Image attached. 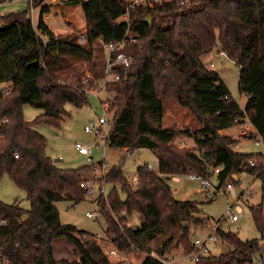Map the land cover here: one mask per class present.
<instances>
[{
    "label": "trees",
    "instance_id": "trees-1",
    "mask_svg": "<svg viewBox=\"0 0 264 264\" xmlns=\"http://www.w3.org/2000/svg\"><path fill=\"white\" fill-rule=\"evenodd\" d=\"M46 1L29 0L25 10L0 16V87L10 90L0 109V117L10 121L0 131V178L9 176L30 202L27 211L17 202H0V215L7 221L0 226V249L8 263L111 264L95 235L62 223L56 206L62 200L85 201L80 185L91 167L59 168L47 155L48 141L34 130L39 124L62 129L71 116L67 105L82 109L89 104L88 91L94 82H85L76 66L85 63L95 73V57H104L100 39L125 42V52L134 58L128 79L108 88L115 93L110 104L109 148L150 151L159 166V172L149 170L147 163L140 166L134 187L123 173V157L102 178L121 185L126 194L122 200L114 188L107 199H98L105 233L114 245L125 255L151 254L150 244L161 238L155 250L160 257L179 246L191 252V227L201 226L206 219L196 216L195 202L174 197L168 179L188 173L209 176L218 168L215 181L219 187L226 182L236 184L243 173L261 181V203L250 207L260 237L242 241L218 227L215 233L230 249L197 264H241L251 252H264L260 212L264 166H249V161L264 153L233 149L239 139L254 140L250 135L233 139L219 133L248 122L264 149V0H188L183 6V0H173L153 8L129 9L132 0H68L69 5L83 10L84 44L77 35H56L46 25L43 16L50 12L49 6H43ZM38 8L41 15L35 27L32 9ZM122 17L125 20L120 22ZM216 46L239 69L238 90L246 96L243 109L202 59ZM178 98L188 101L195 111L203 124L201 131L160 129L158 101ZM25 105L43 113L27 122ZM182 138L193 140L196 146L180 148L177 141ZM134 212L140 214L141 223L128 227ZM60 238L74 246L76 259H55L53 243ZM142 264L160 263L148 255Z\"/></svg>",
    "mask_w": 264,
    "mask_h": 264
},
{
    "label": "rangeland",
    "instance_id": "rangeland-1",
    "mask_svg": "<svg viewBox=\"0 0 264 264\" xmlns=\"http://www.w3.org/2000/svg\"><path fill=\"white\" fill-rule=\"evenodd\" d=\"M4 1L6 0H0V4ZM24 5H26V3L20 0L12 1L4 6H0V14L9 11L18 12L19 10H22ZM43 6L50 7V12L45 14L43 18L46 25L49 26L56 35H67L71 30H73L72 33L77 35L79 38H81V35L85 34V17L80 6L69 5L68 0H47ZM38 9H36V11L32 14L33 22L37 25L41 15V8ZM124 20V17L119 19L120 22ZM202 59L209 69L215 70V72L218 73L221 81L229 91L232 98L239 104V107L243 109L246 104V96L238 90L239 69L235 62L220 53L218 46H216L212 52L203 56ZM100 60L104 61V57L101 59L99 56H96L93 64L97 63L98 65ZM100 63L103 67L102 62ZM212 63L214 65L213 67H211ZM91 73L96 80L100 79V77L96 78V71L95 73L91 71ZM106 97L107 94L101 95V98ZM66 109L71 116L66 120L62 129H57L47 124H39L34 127V130L48 141L47 155L51 157L54 162L57 159L60 160L55 162L56 166L62 169H67L81 168L88 165L87 159L79 156L75 151L74 145L76 143H80L91 148L92 156L96 163H99L105 157V162L108 165V169H106L105 172H108L113 166L120 164L123 157H125L122 150L109 148L105 146V142L103 140L95 138L94 136L88 135L84 132L86 125H89L90 123H97L99 118L102 116L103 110L100 101L90 95L89 104L84 106L82 109H77L73 105H67ZM23 112L27 122L34 121L43 113L42 110L34 108L30 105H25L23 107ZM179 124L181 123L178 122V125ZM237 132L238 129L235 127V129H230L228 134L236 136ZM188 143L191 148L195 147L191 146L192 144L190 142ZM233 149L243 153H264L262 144L249 139H239L238 144L235 145ZM143 153H146L149 162L154 166L155 172L159 168L155 156L150 151H135L133 156L125 157L123 160V173L130 185L134 187L139 182L137 169L145 164ZM254 161L257 163V166L261 165L264 163V157L259 159L254 158ZM102 172V169L98 166H94L93 168L91 167V173H84L86 176L85 181L95 179L97 182H103L101 178ZM240 177L241 182L233 185L237 196V199L234 201L229 200V197L224 193V190L217 193L216 200H211L208 198L207 193H199L201 192V187L197 183H193L185 179L181 183L177 184L168 179V183L171 186L174 197L179 201L195 202L198 206L196 216L203 220L206 219L201 226L191 227V240L194 241L197 238L206 240L211 235L215 236L217 240L216 244L209 243L211 247V256H218L226 253L230 249L229 244L222 241L215 233L216 224L224 232L236 234L242 241H250L259 239L260 237L251 219L250 207L255 205L257 206L261 203V181L258 178L246 173L241 174ZM103 183L105 184L108 195L111 190L115 188L121 199L125 200L126 194L122 190L121 185L106 182ZM0 202L10 205L17 202L24 211L30 209V202L27 200L26 192L19 188L7 175L0 178ZM98 203V199L95 202H92L86 197L85 201L78 204L69 200H62L57 202L56 206L59 210L62 223L72 224L80 231L94 234L95 237H101L102 240H100L99 244L103 246V243L106 241L110 242L112 237L105 233L106 223L99 214V211L101 210L97 205ZM233 203L241 208V215L237 222L230 224L226 219V208L228 204ZM263 204L264 203H262V205ZM88 213H96L97 216L90 219L86 216ZM24 216H26V213H24L23 217ZM140 223V214L138 212H134L129 217L128 227H136L139 226ZM160 240L161 238L150 244V247L153 249L151 254L143 252L139 255L124 254V256L132 264H142L146 256H158L156 255L157 253L155 250L157 245H159ZM53 250L57 261H72L77 258L74 246L67 242L64 238L54 241ZM189 253L190 252H186L184 250L183 246H179L172 249L164 257L169 261H172L173 264H195L186 259V256Z\"/></svg>",
    "mask_w": 264,
    "mask_h": 264
},
{
    "label": "built area",
    "instance_id": "built-area-1",
    "mask_svg": "<svg viewBox=\"0 0 264 264\" xmlns=\"http://www.w3.org/2000/svg\"><path fill=\"white\" fill-rule=\"evenodd\" d=\"M14 0H6L4 3H8ZM29 2V0H27ZM173 0H132L128 6L127 9L133 8L135 6H147L149 8H153L156 4L161 3H171ZM188 2V0H183L180 2V5H185ZM34 9H32V12ZM79 42L81 44L86 43L87 38L86 35L83 34L80 36ZM104 49V67H103V76L100 79H94V86L91 90L88 91V94L91 95L93 98H96L100 101L102 105L103 114L99 118L97 123H90L89 125H86L84 128V132L88 135H92L95 138L101 139L105 142V146L109 147V135L110 130L112 127V116L110 114V104L113 100L115 93L109 91V86L113 84H117L123 81H126L128 79L129 73L132 69V66L134 64V58L129 53L125 52V42H110L105 43L103 40H99ZM213 63L211 64V67H213ZM87 82V80H85ZM10 93V90H7L3 87H0V109L1 105L4 99L5 95H8ZM102 94H107L106 98H101ZM10 121L8 118H2L0 117V131L3 127L9 125ZM243 129L240 131V135L248 137L250 135L251 137H254V141L257 143L262 144L261 138L256 136L254 128L251 127V125L248 122H243L242 125H240ZM257 137V138H256ZM251 140L250 138H248ZM177 145L180 148H189L190 145L188 143V138H182L177 141ZM263 145V144H262ZM192 146V145H191ZM75 151L80 155L87 158L88 166L94 167L98 166L102 169V177L105 175L106 169H108V165L105 162V157L102 161L99 163H96L93 156H92V150L89 147H86L80 143H76L74 145ZM137 151H146V150H137ZM136 151V152H137ZM122 152L125 157L133 156L135 154V151H132L130 148H124L122 149ZM18 156H16L17 158ZM156 158V157H155ZM157 162L158 159L156 158ZM148 169L151 171H155L154 166L149 162H147ZM250 167H261L264 166V163L257 166V163L254 160L249 161ZM263 170V167H262ZM156 172H159V168ZM219 173V169L215 168L212 169V172L209 176H204L196 173H188L185 175H175L171 177V182L175 183H181L183 180L187 179L193 183H197L201 187V194L208 195V198L211 200H216L217 193L224 190V193L229 197L230 201H234L237 199L236 192L233 188L232 183H225L222 187H219L217 182L215 181V176ZM241 174L237 177V183L241 182ZM80 187L85 191L86 197L89 201L95 202L99 198H108V193L106 192L105 184L103 182H97L95 179L83 181L80 185ZM228 204L226 208V219L227 221L232 224L239 220V217L241 215V208L238 205ZM261 216L264 220V204L261 206L260 209ZM88 218L92 219L97 216L96 213H88L86 215ZM222 222V221H220ZM7 223L6 219H4L0 215V226H3ZM218 228V225H215V230ZM96 240L98 243H100L101 237L96 236ZM217 240L215 236L211 235L206 240H201L199 238L195 239L193 241V247L192 251L187 254L186 259L197 264L202 258L211 256V247L209 243H215ZM259 245H263V242L259 243ZM101 246V245H100ZM103 247V248H102ZM103 249L104 254L108 258L111 264H132L130 263L124 256V254L114 245L112 240L110 242L106 241L103 243V246H101ZM153 256V255H151ZM155 258L158 260L160 264H173L172 261H169L165 257H159L155 256ZM0 264H9L7 257L4 255L3 250L0 249ZM241 264H264V252L256 251L251 252L249 257L245 262H242Z\"/></svg>",
    "mask_w": 264,
    "mask_h": 264
},
{
    "label": "crops",
    "instance_id": "crops-1",
    "mask_svg": "<svg viewBox=\"0 0 264 264\" xmlns=\"http://www.w3.org/2000/svg\"><path fill=\"white\" fill-rule=\"evenodd\" d=\"M20 1L26 3V5H24V7L22 8V10H25L28 7L29 2L27 0H20ZM8 3H10V2H8ZM8 3L0 4V6H4ZM22 10H19V11H22ZM34 11H36V9H34ZM33 12H32V14H33ZM7 13H11V12L10 11L4 12L3 14H0V16L5 15ZM34 26L37 27V24L34 23ZM85 31H86V29H85ZM72 32H73V30H71L69 33H72ZM100 62H102L103 67H104L105 60L104 61L100 60ZM100 62L98 65H97V63L96 64L94 63V67L96 69V74H95L96 78H98V77L101 78L103 76V73H102L103 67H102ZM76 70H77L78 74L87 81H93L95 79L94 76L92 75L90 69L88 68V66L85 63L77 65ZM161 105L163 106L162 111H161ZM157 108H158V120H159L160 129H163V130H182L184 128H189L193 132H199L203 129V124L198 120V117H197L195 111L191 108L188 101H186L185 99L178 98V99L159 100L157 103ZM178 122L181 124L178 125ZM230 129H235V127L230 128ZM230 129L222 130L219 133L221 136H229V137H232L233 139H239L241 137L240 136V131L242 129L241 126H237L238 132L236 133V136H232L231 134H228ZM188 140H189L188 142H190L192 144V146H196L195 143L193 142V140H191V139H188ZM238 147H239V145H238ZM81 157L86 158L84 156H81ZM57 161H60V160L58 159Z\"/></svg>",
    "mask_w": 264,
    "mask_h": 264
},
{
    "label": "water",
    "instance_id": "water-1",
    "mask_svg": "<svg viewBox=\"0 0 264 264\" xmlns=\"http://www.w3.org/2000/svg\"><path fill=\"white\" fill-rule=\"evenodd\" d=\"M148 21H150V18H148ZM143 158H144V160H145V163H147V162H148V157H147L146 153L143 154ZM57 160H58V159H57ZM57 160H56L55 162H57ZM185 225H186V224H185Z\"/></svg>",
    "mask_w": 264,
    "mask_h": 264
}]
</instances>
